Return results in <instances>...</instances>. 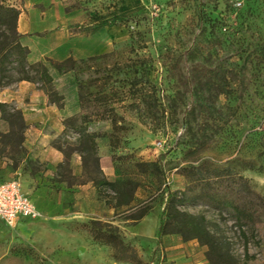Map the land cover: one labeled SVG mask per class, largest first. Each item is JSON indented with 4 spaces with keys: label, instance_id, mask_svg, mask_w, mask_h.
Returning a JSON list of instances; mask_svg holds the SVG:
<instances>
[{
    "label": "rangeland",
    "instance_id": "374dc122",
    "mask_svg": "<svg viewBox=\"0 0 264 264\" xmlns=\"http://www.w3.org/2000/svg\"><path fill=\"white\" fill-rule=\"evenodd\" d=\"M53 1L54 30L65 18L70 32L100 44V54L76 59V69L53 83L74 84L54 90L59 102L92 113L99 166L82 158L81 113L47 143L64 155L55 168L34 156L26 123L0 118V182L19 181L41 214L14 227L0 220V264H211L196 240L158 236L160 215L168 193L186 188L181 169L192 164L231 165L264 196V0ZM3 32L0 40L19 39ZM27 68L28 82L47 94L36 65ZM6 76L12 84L25 75L12 63ZM7 104L23 114L22 105ZM91 178L130 180L133 204H107ZM144 207L149 213L135 222ZM181 209L218 226L241 264H264L263 215L240 229L231 210L202 201ZM107 225L123 248L94 238Z\"/></svg>",
    "mask_w": 264,
    "mask_h": 264
},
{
    "label": "trees",
    "instance_id": "16d2710c",
    "mask_svg": "<svg viewBox=\"0 0 264 264\" xmlns=\"http://www.w3.org/2000/svg\"><path fill=\"white\" fill-rule=\"evenodd\" d=\"M20 13V9L11 6L5 0H0V37L4 36V29L18 35L17 23ZM14 55H16L15 58H13ZM27 57L28 49L22 46L19 39L8 41L5 37L0 40V87L11 84L4 82V79L7 77L8 65L12 63H17L19 72L25 75L18 81H32L28 74ZM48 60L60 75L76 69V59L73 57L62 62ZM35 65L37 80L46 88L50 102L62 107L63 104L59 102L62 98L54 91L53 78L49 69L43 62ZM82 89V85L79 84L80 92ZM83 99L80 97L81 102ZM0 112L3 120L13 123L14 118H20L22 125H25L23 114L19 110L15 113L9 112L7 103H0ZM80 113L81 123L75 130L80 135L82 158L85 163L88 157H93L96 165L99 166L97 138L100 134L89 130L88 123L92 113L85 112L83 104ZM181 173L187 178L188 184L184 190H174L168 193L160 215L158 236L177 234L184 242L196 240L207 248L206 255L211 264H241L232 253L231 242L218 226L212 229L205 215L188 212L181 209V205L187 202L202 201L218 210H231L236 223L240 229H243L250 223L260 221L262 215L264 216V196L252 190L248 180L231 165L215 167L206 163L192 164L182 168ZM91 181L97 187L98 197L104 199L107 204L115 201L117 206L129 207L135 200V187L132 186L130 180L107 181L91 178ZM148 213L149 208L144 207L133 215L132 219L138 222ZM100 224V222H95V225ZM108 227L109 229L104 232H94V238L111 244L116 249L123 248L120 236L114 232L112 227ZM245 248V256L249 258L247 243Z\"/></svg>",
    "mask_w": 264,
    "mask_h": 264
},
{
    "label": "crops",
    "instance_id": "0c3cea01",
    "mask_svg": "<svg viewBox=\"0 0 264 264\" xmlns=\"http://www.w3.org/2000/svg\"><path fill=\"white\" fill-rule=\"evenodd\" d=\"M8 1L15 2L20 7L21 13L17 23V32L19 42L28 49V63L43 62L49 69L53 83L69 72L60 75L56 69L48 66L46 60L62 62L69 57L83 59L100 54V44L98 41L95 42L94 36L84 35V33L73 34L68 29L67 19L64 18V26L60 30H54L59 22L55 19L52 11L53 0ZM60 54L63 55L60 56ZM66 87L68 90H77L74 84L71 85V82H68V86H56L55 89L66 90ZM61 94L64 93L61 92ZM22 100H26L23 105L21 104ZM0 103H10L19 105V107L22 105L24 121L30 127L29 145L36 158L48 163L51 168H55L63 162L64 155L47 143L54 133L65 129L66 120L80 114V106L77 102L69 103L64 99L62 107H59L50 102L48 95L43 90H39L36 84L23 80L0 87ZM81 173V168L75 166L73 174L79 175ZM22 190L34 202L31 194L23 187ZM34 204L37 207L35 202ZM25 220L28 219H19L16 226Z\"/></svg>",
    "mask_w": 264,
    "mask_h": 264
},
{
    "label": "built area",
    "instance_id": "2783aa9c",
    "mask_svg": "<svg viewBox=\"0 0 264 264\" xmlns=\"http://www.w3.org/2000/svg\"><path fill=\"white\" fill-rule=\"evenodd\" d=\"M6 1V0H5ZM11 6L20 7L15 2H9ZM40 211L34 202L21 187L19 181L7 180L0 182V220L6 225L14 227L21 218L38 219Z\"/></svg>",
    "mask_w": 264,
    "mask_h": 264
}]
</instances>
